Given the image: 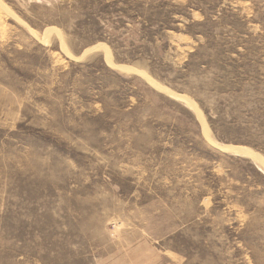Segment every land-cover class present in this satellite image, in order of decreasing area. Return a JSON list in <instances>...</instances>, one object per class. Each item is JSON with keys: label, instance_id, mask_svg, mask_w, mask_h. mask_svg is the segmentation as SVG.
I'll use <instances>...</instances> for the list:
<instances>
[{"label": "rangeland", "instance_id": "374dc122", "mask_svg": "<svg viewBox=\"0 0 264 264\" xmlns=\"http://www.w3.org/2000/svg\"><path fill=\"white\" fill-rule=\"evenodd\" d=\"M0 264H264V0H0Z\"/></svg>", "mask_w": 264, "mask_h": 264}, {"label": "bare ground", "instance_id": "6f19581e", "mask_svg": "<svg viewBox=\"0 0 264 264\" xmlns=\"http://www.w3.org/2000/svg\"><path fill=\"white\" fill-rule=\"evenodd\" d=\"M155 86H158V84H154ZM160 88V87H159ZM162 88V87H161Z\"/></svg>", "mask_w": 264, "mask_h": 264}]
</instances>
